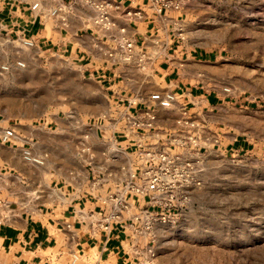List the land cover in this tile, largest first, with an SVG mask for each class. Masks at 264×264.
<instances>
[{"label":"rangeland","instance_id":"rangeland-1","mask_svg":"<svg viewBox=\"0 0 264 264\" xmlns=\"http://www.w3.org/2000/svg\"><path fill=\"white\" fill-rule=\"evenodd\" d=\"M185 2L165 20L173 40L169 57L195 95L217 94L220 101L208 111L200 96L192 98L196 107L179 105L184 97L178 96L171 108L159 110L170 131L195 135L199 146L180 155L182 163L192 164L197 184L189 188L185 208L156 224L152 264H264V0ZM18 61L25 67L18 68ZM192 67L196 72L189 73ZM137 71L148 86L142 94L161 93L153 82L160 80L148 76L152 66ZM112 93L85 75L71 55L50 46L29 48L0 33V126L48 131L47 165L73 158L83 123L108 109ZM90 144L91 159L99 161V142L92 138ZM10 182L0 171V188Z\"/></svg>","mask_w":264,"mask_h":264},{"label":"crops","instance_id":"crops-1","mask_svg":"<svg viewBox=\"0 0 264 264\" xmlns=\"http://www.w3.org/2000/svg\"><path fill=\"white\" fill-rule=\"evenodd\" d=\"M110 1L120 6L113 14L116 27L110 33H100L94 25L95 11L79 0H32L29 4L0 0L2 35L21 41L29 38L35 47L50 46L71 55L85 75L113 91L114 99L104 113L83 123L81 147L73 158L64 157L67 163L57 159L46 164L51 148L44 128L14 124L16 141L4 144L0 140V171L11 180L0 188L1 264H73L70 256L74 252L80 255L76 264H142L141 255L133 249L129 230L117 226L107 234L102 230L91 231L89 227L108 208L107 195L129 175L137 161L138 145L142 142L161 145L170 131L169 120L159 111L165 108L152 99L153 92L141 93L148 86L141 82L137 69L152 66L153 72L148 76L160 80L158 84L153 81L161 89L160 94L178 91L176 94L184 97L179 105L196 107L192 98L198 96L199 104L208 111L219 104L217 94L195 95L193 87L179 80L181 70L169 57L172 35L169 30L164 31L169 14L155 13L147 0ZM34 2H41L38 10H32ZM129 7L143 9L144 18L127 20L125 10ZM56 8L61 11L52 16ZM122 28L126 30L124 37L135 46L130 57L124 56L115 41L123 36ZM192 55L193 61H197L199 55ZM192 72L196 68H190L189 73ZM174 82L178 85L170 89ZM104 114L110 117L105 120ZM151 115L155 120L148 128ZM133 122L145 125L134 127ZM90 123H96L93 130ZM92 138L100 144L99 161L91 159ZM27 148L40 151L37 155L44 160L36 170L23 158Z\"/></svg>","mask_w":264,"mask_h":264},{"label":"built area","instance_id":"built-area-1","mask_svg":"<svg viewBox=\"0 0 264 264\" xmlns=\"http://www.w3.org/2000/svg\"><path fill=\"white\" fill-rule=\"evenodd\" d=\"M22 4H29L32 0H16ZM57 2L59 0H45ZM84 5L90 6L95 11L94 25L100 33H110L116 27L113 14L119 11V4L110 0H79ZM147 5L159 15H167L172 12H179L185 6V0H147ZM41 2L31 4L32 10H38ZM61 8L52 11V16L60 13ZM145 11L141 8L129 7L125 10V17L129 21L143 19ZM125 28L121 29L123 35L118 42L119 49L124 56L130 57L134 50V43L124 37ZM22 43L26 47H35L33 40L25 38ZM18 68H24L25 63L18 61ZM8 70L9 66L3 67ZM228 91V90H227ZM152 99L163 108H171L178 99L176 93L170 92L163 96L160 93L152 95ZM103 119H108L109 114H104ZM155 116H150V122L146 127H152ZM134 127L142 128L145 124L133 122ZM96 123H90L93 130ZM0 140L4 144H12L16 141L17 133L14 126L0 127ZM187 137V141L180 140V136ZM188 135V132L169 131L164 143H140L137 148V161L133 163L127 178H124L106 197L108 208L101 212V217L90 224V230H102L107 234L114 228L120 226L123 230L130 232L137 254L141 257L142 264H152L156 257V224L159 220H166L172 216V212L185 208L190 197L189 188L197 184L192 174V164L182 163L180 155L186 148L198 147L199 143L195 135ZM170 139H173L171 141ZM189 144V145H187ZM176 150L172 151V146ZM90 150V148H88ZM23 158L28 163L43 164L44 160L35 156L30 148L23 151ZM125 170V168L123 167ZM143 255H146L144 258ZM72 263L80 260L78 252L72 253ZM1 264V263H0ZM6 264H20L17 262Z\"/></svg>","mask_w":264,"mask_h":264},{"label":"bare ground","instance_id":"bare-ground-1","mask_svg":"<svg viewBox=\"0 0 264 264\" xmlns=\"http://www.w3.org/2000/svg\"><path fill=\"white\" fill-rule=\"evenodd\" d=\"M163 233H164V232H163ZM197 253H198V252H197ZM203 254H204V253H203ZM203 254H202V255H203ZM187 255H188V254H187ZM190 255H191V254H190ZM189 257H190V256H189ZM197 258H198V257H197ZM192 259H193V258H192ZM195 259H196V258H195ZM193 261H194V260H193Z\"/></svg>","mask_w":264,"mask_h":264}]
</instances>
